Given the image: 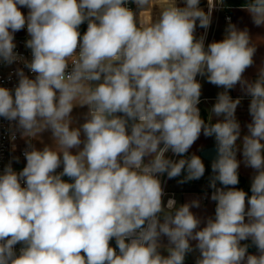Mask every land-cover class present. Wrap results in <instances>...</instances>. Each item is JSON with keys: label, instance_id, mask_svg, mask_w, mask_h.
<instances>
[{"label": "clouds", "instance_id": "1", "mask_svg": "<svg viewBox=\"0 0 264 264\" xmlns=\"http://www.w3.org/2000/svg\"><path fill=\"white\" fill-rule=\"evenodd\" d=\"M132 2L140 9L158 5V19L137 21L128 0H0V60L22 59L13 41L26 26L32 59L25 66L35 74L31 79L17 69L14 95L0 87V117L29 137L51 130L56 144L43 150L29 144L23 170L9 164L0 174V264H184L194 251L190 241L200 253L196 264H264V68L254 82L243 77L256 51L248 31L229 23L224 39L205 49L195 30L197 21L210 26L213 0L207 13L200 0H184V7L177 0ZM20 7L29 9L27 16ZM244 7L256 26L264 25V0ZM197 75L225 89L211 110L222 121L201 118ZM237 84L251 97L242 155L256 174L247 211V193L228 188L239 183L241 99L228 94ZM77 105L89 111L73 128ZM202 131L215 137L218 156L210 180L215 218L201 229L191 211L200 201L177 207L170 198L165 206L158 174L172 179L186 170L179 183L200 179L199 156L173 161L165 154L183 156ZM162 236L167 256L160 252ZM249 239L258 255L241 244Z\"/></svg>", "mask_w": 264, "mask_h": 264}, {"label": "crops", "instance_id": "2", "mask_svg": "<svg viewBox=\"0 0 264 264\" xmlns=\"http://www.w3.org/2000/svg\"><path fill=\"white\" fill-rule=\"evenodd\" d=\"M220 1V0H219ZM248 0H223L222 4L226 7L219 15H214L211 23H216L215 25L219 26L218 36L212 41H221L224 39L226 35V29L229 26V23L235 25L238 30H247L250 42L255 46L256 51L253 57V65L248 67L246 71L243 73L244 79L249 82H254L259 75V72L262 68H264V25L256 26L253 22L252 16L248 11L245 10V5ZM178 7H184V0H177ZM199 8H201L205 13H207V0H200ZM147 9H151V20L155 22L160 15V8L158 5L148 6ZM225 13H230L232 16V20L227 22L225 20ZM215 18L217 21L215 22ZM220 23V24H219ZM201 28V27H200ZM27 35L25 28L14 33L15 36ZM204 76H197L196 80L201 84V97L200 103L197 105L201 118L205 121V123H209L210 121L218 122L223 120V116L217 117L212 113V108L217 101V96L220 92L225 91L222 87H217L213 84L204 85L203 84ZM228 94L230 97L235 100L237 98L241 99L240 105H238L235 116L237 121L240 124V137L236 141L237 152L236 159L239 161V172L244 177L246 181V185L251 187L252 179L256 174V171L251 167L245 166L244 158L242 155L243 150V137L248 135L247 125L251 123L252 117L249 114V105L251 101V97L246 95L242 90L241 85L237 84L233 89L228 90ZM130 134V129H129ZM264 143V141H261ZM217 145L215 137H205L203 135V131L201 132L199 138L195 141V143L191 146L186 154L183 156H177L173 154L170 150L167 152L166 158L171 159L173 161H178V158H190L193 154L199 156L204 163H208V170L211 172L212 163L203 159L200 155L202 149L210 146ZM162 146V145H161ZM149 157L145 158V163H147ZM209 172V173H210ZM166 174V173H164ZM210 179L214 176L212 172L210 173ZM183 172L181 176L169 179L168 188L169 190L175 192V197L177 199V207L182 204L190 203L193 200H199L200 206L193 207L191 211L201 220L200 228L206 226V222L208 218H215V208L216 202L211 200V195L215 191L212 187H210V179L209 177L206 179H198L187 181L185 183H179L180 180L184 179ZM189 184V185H187ZM217 188H224V190H228L219 181L216 182ZM246 197V211L248 208ZM163 218L161 215V222ZM245 222H248V218L245 217ZM161 245L163 247L160 248V252L162 255L167 256L166 246L168 245L167 237L162 236L160 238ZM191 245L194 248V251L187 253L185 256L184 264H196L198 258H200V253L198 250H195L196 241H190ZM242 245H248V254L258 255V251L255 245L252 244L251 240L241 241Z\"/></svg>", "mask_w": 264, "mask_h": 264}, {"label": "built area", "instance_id": "3", "mask_svg": "<svg viewBox=\"0 0 264 264\" xmlns=\"http://www.w3.org/2000/svg\"><path fill=\"white\" fill-rule=\"evenodd\" d=\"M213 2L215 6L212 11L211 20L213 19L214 15H219L226 8L219 0H213ZM126 6L136 14V17L138 13H140L137 10V5L133 3L132 0H128ZM208 10H209V4L207 0V12ZM225 20L227 22H230L232 20V16L230 13H225ZM214 21L216 22L217 19L215 18ZM78 30L80 32V38L82 39L83 34L87 31V21L82 23L79 26ZM206 30L207 29L204 28H196L195 30V36L197 39H199L201 36L205 38L204 39L205 49H207V45H208L207 43L208 35ZM28 39H30V36L28 35H20L14 37L13 42L16 45L14 52L22 59L13 62L11 65L6 64L2 60H0V87H5L10 90H13V95H14V89L18 85V81H19V77L16 75L17 69H22L25 75L31 79L35 78V74L32 73L25 66V63L30 62L32 59L31 49L26 47V41ZM76 51L78 53L79 48H77ZM71 69H72V64L70 62L67 71L70 72ZM29 144L34 147L32 137L24 135L23 130L17 127L16 121H9L3 117H0V174H3L5 167L9 164H11V167L17 173L23 170V168L26 166L27 163L23 153L26 149L31 150V148H29ZM62 171L63 168L57 169V173H60ZM158 178L161 181L165 193V195L162 198L164 205L166 206L167 201L170 198L174 199L177 205L175 192L169 190L168 188L169 178L167 177V174H163V175L158 174ZM68 179L69 178L67 177V182ZM21 183L22 186H24L23 181ZM21 246H22L21 244H17L14 246V250L16 251L17 255L19 254V250ZM110 246L116 249V251L118 252V248L116 246L114 238L110 241Z\"/></svg>", "mask_w": 264, "mask_h": 264}, {"label": "rangeland", "instance_id": "4", "mask_svg": "<svg viewBox=\"0 0 264 264\" xmlns=\"http://www.w3.org/2000/svg\"><path fill=\"white\" fill-rule=\"evenodd\" d=\"M147 8L140 9V8L137 7L138 12H140L137 15V21H139V19L144 20V21H147L148 19L151 18V14H152L151 13V9H147ZM20 11L25 16H27V14L29 12V9L27 7H20ZM215 24L214 23H211L210 26L208 27V29L206 30L207 31V35H208V38H207V43L208 44L212 43V41L215 39V37L218 36V34H219L218 33L219 32L218 31L219 26L218 25H215ZM196 28H200L199 27V21H197V27ZM25 30H26V33H27L26 26H25ZM27 35H28V33H27ZM203 84L204 85L211 84V83H209L207 81V77L206 76L203 77ZM88 111H89V109H88L87 106H83V107L78 106V105L77 106H74L73 111L71 113V119H72V125H71V127H73V128H79L85 122L86 115H87ZM32 139H33L34 148L37 149V150H43V148L45 146H48V147H51V148H55L56 147L55 141H54V139L52 137L51 130H45V131L39 133L37 136L32 137ZM81 139L82 140L84 139L83 133L81 134ZM82 147H83V145H81V148ZM70 151L72 152V154H76L77 149H71ZM180 159H181V157H180ZM185 159H188V158H185ZM178 160H179V158H178ZM204 165H205V173L201 177V179H206L208 177L210 179V176L211 175H210L209 170H208L209 169L208 168V165L209 164L208 163H204ZM60 168H63V165H61ZM183 175L184 176L187 175L186 170L183 171ZM62 179L67 182V177L66 176L63 177ZM68 182H69V179H68ZM71 182H73V181L71 180ZM187 185H189V184H187Z\"/></svg>", "mask_w": 264, "mask_h": 264}, {"label": "water", "instance_id": "5", "mask_svg": "<svg viewBox=\"0 0 264 264\" xmlns=\"http://www.w3.org/2000/svg\"><path fill=\"white\" fill-rule=\"evenodd\" d=\"M200 155L206 161L213 163L215 159H217L218 152H217V145H210L201 150Z\"/></svg>", "mask_w": 264, "mask_h": 264}, {"label": "trees", "instance_id": "6", "mask_svg": "<svg viewBox=\"0 0 264 264\" xmlns=\"http://www.w3.org/2000/svg\"><path fill=\"white\" fill-rule=\"evenodd\" d=\"M209 123L214 124L216 122L210 121ZM212 175H214L213 172H212ZM238 175H239V183L237 185H235V186H228V188L235 187L236 189L243 190L244 192L247 193V196L246 197H250L252 195V193H251V187H248L246 185V181H245L244 177L241 175V173L239 172V170H238ZM69 183H71V179L70 178H69Z\"/></svg>", "mask_w": 264, "mask_h": 264}]
</instances>
